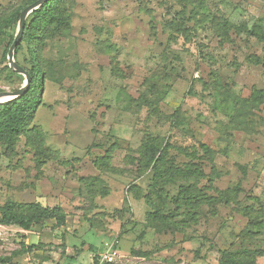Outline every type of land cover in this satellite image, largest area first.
<instances>
[{
    "label": "rangeland",
    "instance_id": "obj_1",
    "mask_svg": "<svg viewBox=\"0 0 264 264\" xmlns=\"http://www.w3.org/2000/svg\"><path fill=\"white\" fill-rule=\"evenodd\" d=\"M28 1L0 0V92L25 84L7 53ZM56 11L68 25L25 38L15 62L41 76L33 124L60 158L38 166L23 137L12 156L0 146V206L60 207L65 223L0 222V264H218L223 251L263 250L264 68L249 58L263 44L249 34H264V0H64ZM146 137L207 176L198 188L211 202L194 210L173 203L193 181L164 188L176 232L148 228L150 209L134 198L151 184L131 162ZM92 176L108 196L87 194L79 179Z\"/></svg>",
    "mask_w": 264,
    "mask_h": 264
},
{
    "label": "trees",
    "instance_id": "obj_2",
    "mask_svg": "<svg viewBox=\"0 0 264 264\" xmlns=\"http://www.w3.org/2000/svg\"><path fill=\"white\" fill-rule=\"evenodd\" d=\"M35 1L37 0H29L23 9ZM63 1L47 0L27 16L22 40L15 50L14 60L16 53L21 48V43L26 42L25 38H36L39 33H48L47 36H53L68 25V16L60 15L56 11ZM21 11L15 13L12 20H18ZM5 28L4 26L3 29ZM254 29L256 28H253L249 35L263 44V49L261 56L252 55L249 57L250 64L264 68V34ZM225 33L226 31L221 36L226 39ZM1 36L0 32V44ZM32 57L34 58L33 53ZM24 70L30 76L29 89L18 98L0 104V146L5 156H12L19 139L23 137L24 146L32 152L34 161L38 166L50 161L58 162L59 153L46 146L44 133L33 124L36 112L41 105L39 95L41 76L37 70ZM167 151L168 147L162 144L161 139L146 137L140 146L138 157L131 158V162L135 163L139 170L152 172L151 184L147 186L146 193L142 195L143 190L134 186L135 191L139 193V195L135 194L134 198L143 199L145 205L150 209L145 214V224L156 234H166L170 230H173V232L181 230L178 228L177 223L173 221V216L166 215L160 210L165 207L167 200H169L163 191L167 186L175 185L180 181H193L186 187L178 186V193L173 199L174 206H187L194 210L206 201L211 202V197L201 193L202 189L198 188L199 182L207 178L202 169L193 164L185 168H179L169 161ZM109 153L108 150L104 156L93 161V166L99 172L110 169L111 155ZM183 154L186 153L183 152ZM186 156L190 159L195 158L193 155ZM208 181L212 182L209 179ZM79 182L88 188L87 194L90 197L108 196V189L103 185V181L99 176L82 177ZM208 188L210 190L211 187ZM219 194L222 195V192H219ZM48 219H55L60 226L65 223V215L60 207L47 208L38 204H22L13 201H7L0 206V222L4 225L17 226L23 231H29L34 224ZM261 257H264V249L223 251L218 264H256V260Z\"/></svg>",
    "mask_w": 264,
    "mask_h": 264
},
{
    "label": "water",
    "instance_id": "obj_3",
    "mask_svg": "<svg viewBox=\"0 0 264 264\" xmlns=\"http://www.w3.org/2000/svg\"><path fill=\"white\" fill-rule=\"evenodd\" d=\"M47 0H37L25 9L21 11L19 14V19H18V32L16 36L14 37L12 44L9 47L8 53H7V61L8 65L10 68L17 72L18 74H21L25 77V84L20 90L13 91V92H7V91H2L0 92V104L11 101L15 98H18L22 94H24L28 89L30 85V76L29 74L20 66L18 65L15 60H14V53L17 48V46L20 44L22 40V35L24 31V26H25V20L27 16L32 13L34 10L39 8L43 3H45Z\"/></svg>",
    "mask_w": 264,
    "mask_h": 264
},
{
    "label": "built area",
    "instance_id": "obj_4",
    "mask_svg": "<svg viewBox=\"0 0 264 264\" xmlns=\"http://www.w3.org/2000/svg\"><path fill=\"white\" fill-rule=\"evenodd\" d=\"M103 260H105L108 263H111L113 260V254H105L103 257Z\"/></svg>",
    "mask_w": 264,
    "mask_h": 264
}]
</instances>
